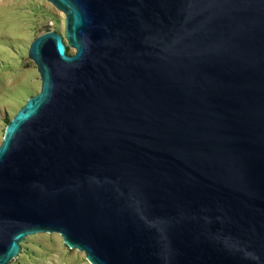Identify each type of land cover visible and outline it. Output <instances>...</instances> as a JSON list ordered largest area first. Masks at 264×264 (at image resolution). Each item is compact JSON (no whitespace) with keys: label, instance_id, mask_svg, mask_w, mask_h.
Masks as SVG:
<instances>
[{"label":"water","instance_id":"obj_1","mask_svg":"<svg viewBox=\"0 0 264 264\" xmlns=\"http://www.w3.org/2000/svg\"><path fill=\"white\" fill-rule=\"evenodd\" d=\"M39 92L0 145V264H264V0H46ZM73 49L74 54H68Z\"/></svg>","mask_w":264,"mask_h":264},{"label":"rangeland","instance_id":"obj_2","mask_svg":"<svg viewBox=\"0 0 264 264\" xmlns=\"http://www.w3.org/2000/svg\"><path fill=\"white\" fill-rule=\"evenodd\" d=\"M47 32L65 40V15L51 3L0 0V145L12 118L40 90V77L27 57L31 43ZM9 264L90 263L84 253L68 250L59 235L37 234L21 243V252Z\"/></svg>","mask_w":264,"mask_h":264},{"label":"trees","instance_id":"obj_3","mask_svg":"<svg viewBox=\"0 0 264 264\" xmlns=\"http://www.w3.org/2000/svg\"><path fill=\"white\" fill-rule=\"evenodd\" d=\"M67 53L69 54V49L67 48Z\"/></svg>","mask_w":264,"mask_h":264},{"label":"bare ground","instance_id":"obj_4","mask_svg":"<svg viewBox=\"0 0 264 264\" xmlns=\"http://www.w3.org/2000/svg\"><path fill=\"white\" fill-rule=\"evenodd\" d=\"M67 42V41H66ZM67 44H68V42H67ZM63 241V240H62Z\"/></svg>","mask_w":264,"mask_h":264}]
</instances>
